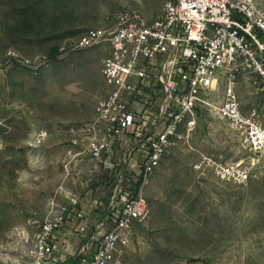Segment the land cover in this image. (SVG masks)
<instances>
[{
	"label": "rangeland",
	"instance_id": "374dc122",
	"mask_svg": "<svg viewBox=\"0 0 264 264\" xmlns=\"http://www.w3.org/2000/svg\"><path fill=\"white\" fill-rule=\"evenodd\" d=\"M168 1L0 0V264H15L52 219L63 224L56 236H100L120 183L127 197L142 190L148 214L119 264H264V154L250 155L213 110L198 109L195 129L146 181L138 150L87 147L82 129L111 90L101 75L109 50L81 49L80 36L122 16L152 21ZM246 91L240 98L260 102ZM213 164H241L248 180L222 182Z\"/></svg>",
	"mask_w": 264,
	"mask_h": 264
},
{
	"label": "built area",
	"instance_id": "2783aa9c",
	"mask_svg": "<svg viewBox=\"0 0 264 264\" xmlns=\"http://www.w3.org/2000/svg\"><path fill=\"white\" fill-rule=\"evenodd\" d=\"M100 45L109 50L101 75L111 90L82 129L95 156L131 135L138 176L146 181L167 151L195 129L200 108L229 124L250 155L264 154V10L255 0H170L152 21L122 16L114 27L88 30L77 43L81 49ZM242 89L260 102L240 98ZM217 93L221 104L213 107L209 98ZM212 169L222 182L249 177L241 164ZM124 191L120 183L109 206L113 217L100 236L78 247L73 264H119L117 255L148 214L141 189L131 197ZM62 225L59 219L42 223L15 264H64L67 244L55 235Z\"/></svg>",
	"mask_w": 264,
	"mask_h": 264
},
{
	"label": "crops",
	"instance_id": "0c3cea01",
	"mask_svg": "<svg viewBox=\"0 0 264 264\" xmlns=\"http://www.w3.org/2000/svg\"><path fill=\"white\" fill-rule=\"evenodd\" d=\"M134 143H136V140L133 138V136H119L116 138L112 144L111 148L115 151L118 149H122L124 147L131 146L132 148ZM105 223V220L102 221L101 226ZM76 236V237H75ZM75 236H72L70 232H64L62 233L61 237H59L62 241H65L67 244V250L65 253V256H67V261L64 264H73V255H75L78 247L81 245L80 243L84 242V240L89 239L86 235L76 234ZM96 236V235H95Z\"/></svg>",
	"mask_w": 264,
	"mask_h": 264
}]
</instances>
